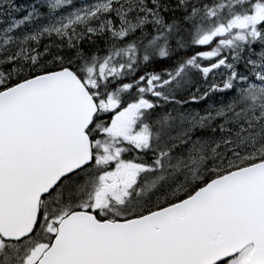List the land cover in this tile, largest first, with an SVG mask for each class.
<instances>
[{"label":"snow or ice","instance_id":"obj_1","mask_svg":"<svg viewBox=\"0 0 264 264\" xmlns=\"http://www.w3.org/2000/svg\"><path fill=\"white\" fill-rule=\"evenodd\" d=\"M0 264H264V0H0Z\"/></svg>","mask_w":264,"mask_h":264}]
</instances>
